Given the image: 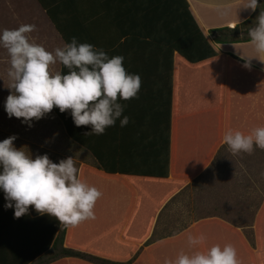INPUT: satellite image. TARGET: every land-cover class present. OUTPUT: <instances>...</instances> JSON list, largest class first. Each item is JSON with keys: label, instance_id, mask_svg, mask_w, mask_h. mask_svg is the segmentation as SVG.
<instances>
[{"label": "crops", "instance_id": "1", "mask_svg": "<svg viewBox=\"0 0 264 264\" xmlns=\"http://www.w3.org/2000/svg\"><path fill=\"white\" fill-rule=\"evenodd\" d=\"M184 2L215 54L169 44L176 36L171 25L186 16L182 0H0V33L35 25L30 41L53 54L76 37L109 58L123 56L126 72L141 77L138 98L118 99L120 119L129 123L121 127L117 119L99 136L85 135L91 126H75L70 110L57 107L29 127L8 117L10 90L0 94V142L16 136L14 147L33 159L72 157L79 178L102 193L95 219L65 229L62 242L29 264H164L180 252L228 244L239 264H264V150L232 155L223 142L229 130L249 134L264 126L248 79L250 69L264 73V55L251 41L216 43L209 34L253 11L247 0ZM230 55L243 62H228ZM0 65L8 71L2 47ZM52 71L69 73L59 62ZM1 81L8 85V78ZM0 202L8 220L10 208ZM28 214L41 216L34 206ZM10 229L25 227L0 225V233ZM201 234L205 244L190 247L188 237ZM6 245L0 237V264L7 263Z\"/></svg>", "mask_w": 264, "mask_h": 264}, {"label": "clouds", "instance_id": "2", "mask_svg": "<svg viewBox=\"0 0 264 264\" xmlns=\"http://www.w3.org/2000/svg\"><path fill=\"white\" fill-rule=\"evenodd\" d=\"M258 0H247L245 7L253 12ZM35 25H21L0 33V47L7 51V71L10 94L5 111L9 118H22L31 127L57 107L61 113L70 110L75 126H91L85 135H103L115 125L124 112L118 102L138 98L141 77L128 74L123 56H109L89 43H78L76 37L54 54L29 39ZM251 44L258 55H264V11H260L256 26L248 30ZM57 62L69 69L62 75L53 72ZM249 67V63L245 64ZM129 117L120 119V126ZM16 136L0 142V189L5 208L14 207V218L28 214L29 206L40 215L55 217L63 229L75 228L85 220L95 219L94 207L102 193L79 178V169L72 157L52 162L48 155L31 158L23 149L14 147ZM232 155L252 154L254 148L264 150V126L249 134L229 130L223 137ZM190 247L203 246L204 235L189 236ZM164 264H239L236 249L228 244L213 245L206 251L189 255L180 252L175 260Z\"/></svg>", "mask_w": 264, "mask_h": 264}, {"label": "trees", "instance_id": "3", "mask_svg": "<svg viewBox=\"0 0 264 264\" xmlns=\"http://www.w3.org/2000/svg\"><path fill=\"white\" fill-rule=\"evenodd\" d=\"M182 1L186 9L184 12L186 16L185 18L180 17L171 25L169 31L171 33H176V36H173L169 44L174 47L203 46L210 49L208 39L198 29L187 10V4L184 0ZM181 3L182 2H180L179 5L180 11L182 10ZM258 4L260 6L256 11L252 12L244 21L234 24L233 26L210 29L209 34L211 40L216 43L250 41L248 30L256 26L260 11H264V0H258ZM210 53L215 54L212 49H210ZM227 60L228 62L233 60V62H236L235 60L243 62L231 55ZM248 79L250 81V95L254 101V108L264 115V73L250 69ZM1 199L7 203L2 189H0V201ZM8 218L7 220L4 216H0V225H10L11 222H15L19 225H24L25 230L10 229L1 231L0 237L8 240L10 243V246L6 245L8 251H6V254L4 253V259H7V263L4 262L3 264H29L33 258L47 252L50 246L54 247L58 241H63L65 229L61 227L60 222L53 216L45 214L38 217H30L29 214H26L20 218H14L13 207L10 208V215H8ZM33 226H35L36 229H33ZM57 232H59L60 235L57 236ZM259 237L260 235L257 234V238ZM63 250L65 253V249Z\"/></svg>", "mask_w": 264, "mask_h": 264}, {"label": "rangeland", "instance_id": "4", "mask_svg": "<svg viewBox=\"0 0 264 264\" xmlns=\"http://www.w3.org/2000/svg\"><path fill=\"white\" fill-rule=\"evenodd\" d=\"M3 78H8L7 77V71L3 72V68L0 65V80L3 79ZM7 86H8L7 84L3 85L2 81L0 82V94H7L8 93L9 88Z\"/></svg>", "mask_w": 264, "mask_h": 264}]
</instances>
